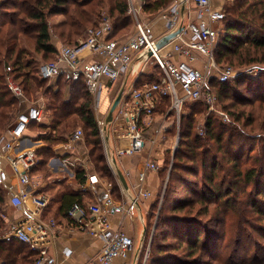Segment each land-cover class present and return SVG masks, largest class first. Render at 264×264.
<instances>
[{
	"label": "built area",
	"instance_id": "obj_1",
	"mask_svg": "<svg viewBox=\"0 0 264 264\" xmlns=\"http://www.w3.org/2000/svg\"><path fill=\"white\" fill-rule=\"evenodd\" d=\"M191 3L197 7L195 18L185 23L184 30L163 49L157 46L160 38L155 33L153 23L141 17L144 0H128V14L135 21L133 35L125 40L110 39L114 28L111 21L105 18L98 28L88 30L82 43L63 46L57 60L43 63L39 67V76L44 80H55L64 71L70 73L72 81L84 80L91 97V107L94 109L105 157L118 182L110 138L120 143L116 149L119 157L142 153L147 143H150L151 150L144 158V170L138 178L137 196H133L128 204L117 202L112 197V185L108 183V196L103 203H90L86 207L74 204L68 210L74 225L101 242L96 264H113L116 258L125 257L135 246L130 235L113 226L106 207H112L124 219L131 218L140 200L153 197L149 190L143 188V183L147 173L159 169V161L152 155L158 149L156 146L161 144L159 136L168 127L162 124L151 137L146 133L147 129L155 125L154 118L161 101L167 97L170 99L169 109L174 122L179 125L185 103L197 100L212 102L216 97L212 93L211 81L216 79L224 83L234 75L229 67L219 70L214 60L220 35L219 24L225 19L223 5H217L216 0H176L159 14V18L166 23L167 34L180 27L184 16L182 5H186V12ZM200 58H203V63L199 64ZM150 62L155 65L159 75L151 83L141 81ZM8 71L11 72V68ZM131 77L133 81L129 84ZM119 83L124 90L123 97L114 112L113 120L107 124V115L100 116L101 105ZM6 84L21 103L27 101L23 87L12 74L7 76ZM45 109L43 99L27 105L17 114L9 132L10 138H0V147L5 145L4 151L0 149V188H9L10 206L23 214L22 218L10 225L7 232L0 235V240H18L28 245L39 253L40 258L36 264L48 261L49 249L57 238L59 225L54 218L45 217L51 204L50 198L37 192L36 183H33V170L41 162L37 150L16 152V149L29 131L31 123H41L47 119ZM83 138L84 131L79 127L72 133L69 147L81 143ZM122 142H128L127 146L121 145ZM99 180L97 175L90 176L89 187L97 191ZM16 185L20 187L18 191L13 190ZM53 264L61 263L55 261Z\"/></svg>",
	"mask_w": 264,
	"mask_h": 264
},
{
	"label": "rangeland",
	"instance_id": "obj_2",
	"mask_svg": "<svg viewBox=\"0 0 264 264\" xmlns=\"http://www.w3.org/2000/svg\"><path fill=\"white\" fill-rule=\"evenodd\" d=\"M235 1L237 0H221L217 3V5H223L225 14L223 23L219 24L218 43L222 41L227 24L231 22L245 27L251 36H264V0H238L240 4H245V8L240 10L243 13L247 10L248 15L245 20L239 19L238 15L230 12V9L237 3ZM108 16L106 13L105 17L112 22ZM141 17L145 20L143 13ZM63 19L62 16H53L49 18V22L53 27ZM132 20V26L128 30L118 33L117 39L125 40L134 34L135 21L133 18ZM230 33L238 36L233 31ZM54 34L55 31H52V42L58 47L71 45L61 42ZM24 44L27 51L32 52L35 59L39 61V67L45 61L54 59L53 56V58L45 60L35 54L31 41H25ZM239 44L231 46V49L237 48ZM248 45V43H244L245 47ZM217 46L214 54L216 67L219 70L231 68L234 75L230 76L228 81L241 78L244 85H241L237 90L230 88L226 94L221 96L216 95L211 86L216 99L210 103L204 101L206 108L197 104L202 100L186 103L183 106L179 125L173 120L170 106L155 116V125L150 133H157L163 124L168 127L164 133V140L167 143L165 148L162 145L163 142L156 146L158 148L156 152L161 153L162 157L161 160H158L159 169L157 174L155 173L159 176L160 185L156 194L154 193L153 203L149 207L143 240L135 244V248L139 249V259L136 264H150L152 256L155 252L157 253V243L175 245L172 249L179 245L177 243L180 241L175 239L172 234V226L158 229L159 218L164 214H170V217L175 218L176 226L181 223L186 226L194 224L202 235L195 256H190L189 245H184L181 250L169 248L170 250L165 254L180 257L182 260L194 264H264V53L255 50H251L250 53L243 51L239 59L237 56L227 59L216 53ZM254 60L257 63H254ZM259 60L262 63H258ZM202 61L203 58H200L198 63H203ZM148 67L145 75L153 74L158 78L155 65L150 62ZM55 81L53 80L50 85H53ZM132 81L131 77L129 84ZM121 90V83L113 89L109 97L111 106L108 113ZM25 95L27 101L20 102V110L41 99L46 103L43 95L38 94L33 100L26 93ZM191 106H196L200 113L191 116ZM92 111L94 113V109ZM184 115L189 116L186 122L190 118L195 119L194 132L205 139L203 147L192 148L190 151L191 148L187 147V143H192V139L187 141V139L181 138V128L185 121ZM102 116H104V111H102ZM207 117H210L213 122V133L208 135L205 133ZM79 127L84 130L83 144L76 146V153L67 162V167L62 168L61 172L52 170L50 163L61 156L58 151L53 149L52 156L48 157L50 166L46 165L42 170H37L34 173L33 183H36L39 191L49 185L76 184L74 174L77 170H83L87 178L93 174L100 175L90 160L88 133L82 126L79 125ZM79 127H74V130ZM154 129L155 131H153ZM35 131L38 133L40 130L35 129ZM214 135L222 136L221 141L214 140ZM151 136L152 134L149 135V137ZM43 144L45 146L39 145V149H36L38 154L43 148L45 149L46 144ZM150 150L149 143V146H146L141 153L142 161ZM111 151L114 152L113 149ZM205 176L216 178L217 185L222 188V193L225 196L219 202L216 197L213 200L205 201L203 195L209 192L206 185L209 180L207 181L208 178L205 179ZM114 180L116 181V179ZM209 189L211 190V188ZM84 190L89 196L98 194V191L87 186ZM177 200L183 201L186 209L173 212L169 207L174 205ZM161 253L163 252L161 251Z\"/></svg>",
	"mask_w": 264,
	"mask_h": 264
},
{
	"label": "trees",
	"instance_id": "obj_3",
	"mask_svg": "<svg viewBox=\"0 0 264 264\" xmlns=\"http://www.w3.org/2000/svg\"><path fill=\"white\" fill-rule=\"evenodd\" d=\"M176 0H144L143 14L145 16H158L160 13L168 9ZM237 2L231 9L239 19L245 20L247 10L243 13L240 10L245 8V4ZM128 0H5L0 1V138L5 136L13 127L16 120V115L20 112V100H18L10 92L6 84V78L12 74L20 81L24 92L33 100L37 95H43L46 99V113L51 116V122H33L29 125V130L36 132L40 130V135L37 140L42 141L47 146L40 152V164L33 170V173L42 170L48 166L49 156H52L55 146L65 143L70 140L74 127L82 126L88 133V145L90 146L89 156L94 164L99 176L103 179H108L113 184L114 195L118 194L117 182L114 180V175L110 169L107 159L104 154L103 142L96 123L94 113L91 108V97L87 91L84 80L72 81L70 73L64 71L55 79L53 85L50 83L53 80H44L39 76V61L35 59L32 52H28L24 42L31 41L34 45V53L47 60L53 62L58 59L62 47H58L52 42V31H55V36L61 41L70 46H77L82 43L89 29L98 28L105 14L107 13L112 19L114 28L113 35L110 39H117L116 35L120 32L128 30L133 23L132 17L128 14ZM62 16L64 19L53 27L50 24V17ZM241 20V21H242ZM233 31L238 34L230 33ZM122 40V39H117ZM237 45V48L231 46ZM248 43V46H244ZM224 49V50H223ZM251 50L261 51L264 53V36H251L248 30L237 24L228 23L227 29L222 37V41L218 43L216 53L221 54L223 58H233L242 55L243 51ZM259 60L258 63H262ZM257 63L256 60L253 61ZM233 65V64H232ZM234 66V65H233ZM11 68V72L8 71ZM156 76L153 74L144 75L141 81L153 82ZM157 80V79H156ZM155 80V81H156ZM241 78L227 81L224 83L216 79L211 81V86L216 95L226 94L227 90L232 88L237 90L243 86ZM186 104V103H185ZM206 108L204 101L198 102ZM170 106V99L167 97L161 101L158 112H164ZM185 106V105H184ZM191 116L197 115L200 111L196 106L190 107ZM184 113V111H183ZM189 116L184 115L181 138L190 140L192 143H187V147L197 149L204 145L205 139L194 132L195 119H186ZM207 117L205 133H213V122ZM84 131V130H83ZM38 132V133H39ZM84 139V138H83ZM214 140L221 141L222 136H213ZM83 143V142H82ZM216 170V169H215ZM214 170V171H215ZM209 182L206 183L208 193L204 194L205 201L213 200L216 197L218 202L223 198L222 188L217 185L216 178L205 176ZM75 182L79 185H84L87 178L83 170H77L75 174ZM211 188V190L209 189ZM199 195V194H197ZM200 196V195H199ZM93 198L89 196L87 191H74L65 189L56 198L59 202L58 211L64 214V217L71 221L68 216V210L74 204H80L86 207L89 202H85L84 198ZM54 199L55 201L57 199ZM5 193L0 188V234L6 230V223L1 218L5 212ZM53 204V200L48 209ZM173 212L186 209L183 201H176L170 206ZM48 211V210H47ZM47 213V212H46ZM158 229L173 227V236L179 240L177 247L167 244L157 243V253L152 256L150 264H194L182 260L180 257L165 254L168 250H181L184 245H189L188 250L190 256H195L199 248L201 240V231L195 228V225L186 226L181 223L179 226L174 224L175 218L169 215H162L159 218ZM167 236V235H166ZM166 238V237H165ZM157 242V241H156ZM176 244V243H174ZM170 248V249H169ZM161 251L163 253H161ZM40 258L39 253L33 251L28 245L18 241H3L0 240V263L1 264H36Z\"/></svg>",
	"mask_w": 264,
	"mask_h": 264
},
{
	"label": "crops",
	"instance_id": "obj_4",
	"mask_svg": "<svg viewBox=\"0 0 264 264\" xmlns=\"http://www.w3.org/2000/svg\"><path fill=\"white\" fill-rule=\"evenodd\" d=\"M139 1V0H135ZM221 0H216V3H219ZM197 7L194 3H191L190 8L186 12H184V21L185 23H189V21H192L193 18L196 16ZM144 18L146 21L153 23L155 28L156 35L161 38L162 36L167 34V27L166 23L163 19H160L159 16H145ZM112 92L110 93V95ZM109 96L105 97L102 105H101V112L100 116L105 117L108 113V110L111 106V102L109 101ZM45 99V98H44ZM46 100V99H45ZM45 103V107H46ZM105 107V108H104ZM25 109V108H24ZM24 109L20 110L23 111ZM102 111H104V116H102ZM46 112V109H45ZM47 119L45 122L50 123L51 122V116L47 115ZM153 129L152 127L147 129V135L149 136L150 130ZM156 129V128H155ZM155 129L153 131H155ZM38 133L28 131L26 136L21 140L20 146L16 149V152L27 150V149H39V145H44L42 141H37ZM6 140L10 138V134L7 132V134L4 137ZM165 134L159 136V140L163 147H166V141ZM83 142V141H82ZM76 144L73 147H69L70 140H68L65 143H61L54 147V151H58V154L61 156L57 157V160H53L51 164V168L55 172H61L62 168H66L67 164L65 163L66 160L69 161L70 158L73 157L74 153H76V146L81 145L83 143ZM128 142H122L121 145L127 146ZM38 145V146H35ZM120 145L118 141L116 142L113 137L110 138V148L113 149L114 152L112 154L115 156V162H114V169L117 172V168L123 173L126 182H127V188L123 187L121 182L119 183L116 179L117 186H118V194L114 195L113 191V184L108 179H103L100 176L99 182L97 184V191L98 194L96 196H93V198H84V201L87 203H95L100 202L103 203L104 200L108 196V183L112 185L111 195L112 197L118 202H128L132 200L133 196L137 194V184L139 181V174L143 172L144 170V159L142 161L141 153L134 154L132 156H117L116 155V149ZM5 146V145H4ZM3 145L0 147V149L3 150L5 148ZM45 146V145H44ZM47 146V145H46ZM147 146L148 143H147ZM163 148V149H164ZM4 151V150H3ZM157 149L153 152V158L156 160H161V153L156 152ZM143 153V152H142ZM147 154V152L145 151ZM3 162V161H2ZM5 165V163H3ZM50 166V165H48ZM157 172H149L146 175V179L143 183V188L146 190H149L154 197V193L156 194V190L159 188L160 180L159 176L156 175ZM76 174V173H75ZM74 174V179H75ZM96 175V174H93ZM92 176V175H90ZM87 178V182L84 185L79 184H59V185H49L48 187H45L43 189H37V192L41 194H45L51 198L50 202L53 200V204L51 205L50 209H48L45 217L47 218H54L59 225V229L57 231V238L55 239V242L49 249L48 253V261L44 262V264H53L55 261L61 263V264H96L97 257L99 255L100 249H101V242L99 239L91 236L85 231H82L79 229L76 225H74L71 221H68L64 214L59 213L58 211V199L56 196L60 194L63 190V185H65V189H71L74 191H85L84 188L87 186L89 187L90 181L89 177ZM34 177V173L32 174V178ZM119 178V177H118ZM70 182V181H69ZM20 189L19 186H14V191H18ZM30 190V188H28ZM5 193V212L2 213L1 218L5 221L7 227L5 232H7L10 228V225L17 221L18 219L22 218L23 214L18 209L10 206V191L9 188L3 190ZM137 196V195H136ZM153 197L151 199H142L140 200L139 204L135 207V210L133 211L132 217H127L126 219L123 218V215L121 213L116 212L112 207H106V212L111 220L113 226L116 229H122L124 230L128 235H130L136 244V242H142L143 237L145 235V223L147 220V215L149 212V207L153 203ZM57 199L56 201L54 199ZM153 199V200H152ZM4 232V233H5ZM3 234V233H2ZM67 252L69 254H67ZM139 259V249L137 247L132 249L125 257H118L113 261V264H136L137 260ZM1 264V263H0Z\"/></svg>",
	"mask_w": 264,
	"mask_h": 264
},
{
	"label": "water",
	"instance_id": "obj_5",
	"mask_svg": "<svg viewBox=\"0 0 264 264\" xmlns=\"http://www.w3.org/2000/svg\"><path fill=\"white\" fill-rule=\"evenodd\" d=\"M185 8H186V5L183 4L182 5V13L185 12ZM184 24H185V21H184V16H183L182 21H181V25L178 29L162 36L159 39V41L157 43L158 48L163 49V48L167 47L168 45H170L177 38V36L184 30V28H185ZM123 91H124L123 89L120 91V93L118 94L117 98L115 99V101H114V103H113V105H112V107L108 113V116L106 118L107 124H110V122L113 120L114 112H115L117 106L119 105V103L123 97ZM107 142H108V138H107ZM117 175H118L119 181L121 182L123 187L127 188L126 179H125L123 173L118 168H117Z\"/></svg>",
	"mask_w": 264,
	"mask_h": 264
}]
</instances>
